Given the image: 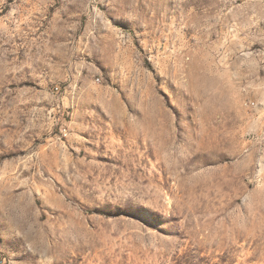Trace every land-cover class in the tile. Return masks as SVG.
Returning a JSON list of instances; mask_svg holds the SVG:
<instances>
[{
  "label": "rangeland",
  "instance_id": "374dc122",
  "mask_svg": "<svg viewBox=\"0 0 264 264\" xmlns=\"http://www.w3.org/2000/svg\"><path fill=\"white\" fill-rule=\"evenodd\" d=\"M0 264H264V0H0Z\"/></svg>",
  "mask_w": 264,
  "mask_h": 264
},
{
  "label": "built area",
  "instance_id": "2783aa9c",
  "mask_svg": "<svg viewBox=\"0 0 264 264\" xmlns=\"http://www.w3.org/2000/svg\"><path fill=\"white\" fill-rule=\"evenodd\" d=\"M67 136H68L67 129L66 128H61V137H67Z\"/></svg>",
  "mask_w": 264,
  "mask_h": 264
}]
</instances>
